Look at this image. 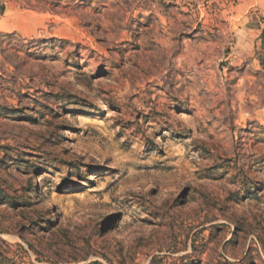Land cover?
Listing matches in <instances>:
<instances>
[{
  "label": "rangeland",
  "instance_id": "1",
  "mask_svg": "<svg viewBox=\"0 0 264 264\" xmlns=\"http://www.w3.org/2000/svg\"><path fill=\"white\" fill-rule=\"evenodd\" d=\"M264 0H0V264H264Z\"/></svg>",
  "mask_w": 264,
  "mask_h": 264
},
{
  "label": "trees",
  "instance_id": "2",
  "mask_svg": "<svg viewBox=\"0 0 264 264\" xmlns=\"http://www.w3.org/2000/svg\"><path fill=\"white\" fill-rule=\"evenodd\" d=\"M256 28L260 30V53H257V61L259 65L264 68V18H261V23L256 25Z\"/></svg>",
  "mask_w": 264,
  "mask_h": 264
},
{
  "label": "crops",
  "instance_id": "3",
  "mask_svg": "<svg viewBox=\"0 0 264 264\" xmlns=\"http://www.w3.org/2000/svg\"><path fill=\"white\" fill-rule=\"evenodd\" d=\"M257 31H258V32H259V34H260V30L258 29ZM259 42H261V41H260V39H259Z\"/></svg>",
  "mask_w": 264,
  "mask_h": 264
}]
</instances>
